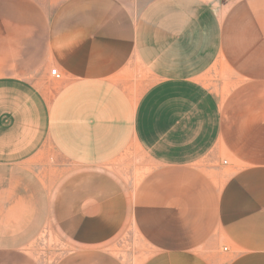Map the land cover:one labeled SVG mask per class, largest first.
<instances>
[{
	"label": "crops",
	"instance_id": "obj_1",
	"mask_svg": "<svg viewBox=\"0 0 264 264\" xmlns=\"http://www.w3.org/2000/svg\"><path fill=\"white\" fill-rule=\"evenodd\" d=\"M212 8L0 0V264H44L53 226L110 239L132 178L141 264H264V0Z\"/></svg>",
	"mask_w": 264,
	"mask_h": 264
},
{
	"label": "rangeland",
	"instance_id": "obj_2",
	"mask_svg": "<svg viewBox=\"0 0 264 264\" xmlns=\"http://www.w3.org/2000/svg\"><path fill=\"white\" fill-rule=\"evenodd\" d=\"M130 1V0H127ZM138 3L146 2L148 0H136ZM237 0H210L213 11V22L223 16V14L236 2ZM218 65V61H217ZM212 80L219 83L220 80L226 81V89L222 90L223 94H227L235 86V78L226 71L221 69V73H213ZM138 179V178H137ZM136 179V180H137ZM135 180V181H136ZM134 178H132L122 192L121 203H117L116 218H115V234L106 241H99L95 243V235L92 234H62L56 231L53 226V231L43 233L39 238L35 252L38 258L44 264H56L63 257L69 255L75 249L83 245H96L98 248L112 253L118 261L122 264H141L150 254V250L145 242L141 239L129 215L130 198L134 192ZM122 188V186H121Z\"/></svg>",
	"mask_w": 264,
	"mask_h": 264
},
{
	"label": "built area",
	"instance_id": "obj_3",
	"mask_svg": "<svg viewBox=\"0 0 264 264\" xmlns=\"http://www.w3.org/2000/svg\"><path fill=\"white\" fill-rule=\"evenodd\" d=\"M50 75L53 76L54 78L58 79L59 78V74L57 73L56 69H52L50 71Z\"/></svg>",
	"mask_w": 264,
	"mask_h": 264
}]
</instances>
